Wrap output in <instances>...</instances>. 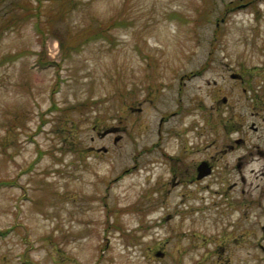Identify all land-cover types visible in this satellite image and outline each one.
<instances>
[{"label":"rangeland","instance_id":"obj_1","mask_svg":"<svg viewBox=\"0 0 264 264\" xmlns=\"http://www.w3.org/2000/svg\"><path fill=\"white\" fill-rule=\"evenodd\" d=\"M257 150L264 0H0V264H264Z\"/></svg>","mask_w":264,"mask_h":264},{"label":"flooded vegetation","instance_id":"obj_2","mask_svg":"<svg viewBox=\"0 0 264 264\" xmlns=\"http://www.w3.org/2000/svg\"><path fill=\"white\" fill-rule=\"evenodd\" d=\"M224 99H227V97H224ZM251 130L253 132H257V129L254 128V127ZM111 132H113V129H112ZM233 142H234L233 144L225 145V147H224V149H223L222 152H228V151L234 152L237 148H239L243 144V142H241L240 139L234 140ZM256 154H257V156H258L259 159H262L264 161V150H257L256 151ZM245 158H246V156H244V155H238L235 160L238 161V162H241ZM201 162H205L206 166L211 169V173L214 172V168L215 167H214V165H213V163L211 161V158L204 159V160L200 161L199 163H201ZM198 165H196L194 167V176L195 177H192L191 178V181H195V179H196L197 166Z\"/></svg>","mask_w":264,"mask_h":264},{"label":"trees","instance_id":"obj_3","mask_svg":"<svg viewBox=\"0 0 264 264\" xmlns=\"http://www.w3.org/2000/svg\"><path fill=\"white\" fill-rule=\"evenodd\" d=\"M98 33V32H97ZM101 35H103V34H101ZM102 36H95V37H93V39H98V38H101Z\"/></svg>","mask_w":264,"mask_h":264}]
</instances>
